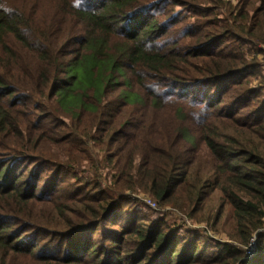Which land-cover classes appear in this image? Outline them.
Masks as SVG:
<instances>
[{
    "label": "trees",
    "instance_id": "1",
    "mask_svg": "<svg viewBox=\"0 0 264 264\" xmlns=\"http://www.w3.org/2000/svg\"><path fill=\"white\" fill-rule=\"evenodd\" d=\"M43 1L0 0V264H264V0Z\"/></svg>",
    "mask_w": 264,
    "mask_h": 264
},
{
    "label": "rangeland",
    "instance_id": "2",
    "mask_svg": "<svg viewBox=\"0 0 264 264\" xmlns=\"http://www.w3.org/2000/svg\"><path fill=\"white\" fill-rule=\"evenodd\" d=\"M42 8L44 11L50 10V5L46 0H44L42 2ZM175 10L180 11L181 9L176 8ZM260 58L263 60V55H260ZM261 80H262L263 86H264V79H261ZM259 82H260V79L255 80L256 84ZM197 167H200L205 172H210L211 169L213 168L212 159L205 149H202V151L200 153ZM80 176L83 178H86V179L91 178V177H89V175L87 173H82ZM125 195L128 196V198H131V199L137 201L138 208L143 209V210L145 209L147 214H149L153 220H156L159 217H162V218H164V220L167 223H169L172 226H179V227L183 226L188 230L197 231L196 233H198L201 236H208L211 239L217 240L218 242L229 241L228 240L229 237H227V236H228V233H230L229 231L232 229L233 223L230 221V219H228V218H230L229 217L230 212L228 211V209L226 211L225 217L222 220V223L224 225H220V227H218V229L216 231L215 230L212 231L204 223V222L210 220V219H206V218L209 217L210 214H214L215 210L219 206L218 196H216V195L209 197V199L206 202L204 211L199 215L202 218V220L199 221L198 219H194L197 222H194L188 216H186L183 213H181L180 211L172 208L171 205L170 206H164V207L160 206L155 201L154 197H152V195L142 194V193L137 194V193L130 192V191H127L125 193ZM148 199H151L152 201L156 202V207L150 206L147 202ZM147 207H150L151 209L147 208ZM158 211L164 212V215L158 214ZM198 222H200V223H198ZM247 257H249V256H247Z\"/></svg>",
    "mask_w": 264,
    "mask_h": 264
},
{
    "label": "built area",
    "instance_id": "3",
    "mask_svg": "<svg viewBox=\"0 0 264 264\" xmlns=\"http://www.w3.org/2000/svg\"><path fill=\"white\" fill-rule=\"evenodd\" d=\"M148 204L152 207H156V202L152 201L151 199L147 200ZM257 249V241L256 237L251 238L248 247L246 248V254L249 257H252L256 254Z\"/></svg>",
    "mask_w": 264,
    "mask_h": 264
}]
</instances>
